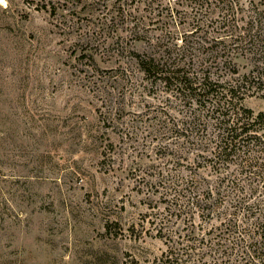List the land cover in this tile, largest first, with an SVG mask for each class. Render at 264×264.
<instances>
[{
  "label": "rangeland",
  "instance_id": "obj_1",
  "mask_svg": "<svg viewBox=\"0 0 264 264\" xmlns=\"http://www.w3.org/2000/svg\"><path fill=\"white\" fill-rule=\"evenodd\" d=\"M141 1L0 0V264H153L168 249L158 179L195 155L168 132L180 101L134 56L151 49L134 16L156 34ZM155 3L186 21L179 0ZM244 103L264 110L261 94Z\"/></svg>",
  "mask_w": 264,
  "mask_h": 264
},
{
  "label": "trees",
  "instance_id": "obj_2",
  "mask_svg": "<svg viewBox=\"0 0 264 264\" xmlns=\"http://www.w3.org/2000/svg\"><path fill=\"white\" fill-rule=\"evenodd\" d=\"M179 1L186 21L145 0L137 8L154 14L156 34L144 16L132 27L150 40L134 52L141 70L185 111L168 132L195 155L158 179L166 205L153 223L170 239L153 264H264V110L244 103L264 98V0Z\"/></svg>",
  "mask_w": 264,
  "mask_h": 264
}]
</instances>
